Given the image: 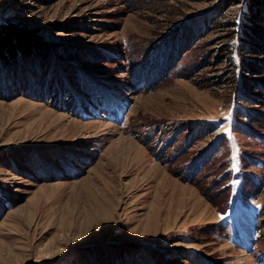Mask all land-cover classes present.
<instances>
[{"label": "rangeland", "instance_id": "1", "mask_svg": "<svg viewBox=\"0 0 264 264\" xmlns=\"http://www.w3.org/2000/svg\"><path fill=\"white\" fill-rule=\"evenodd\" d=\"M254 1L0 0V264H264Z\"/></svg>", "mask_w": 264, "mask_h": 264}, {"label": "trees", "instance_id": "2", "mask_svg": "<svg viewBox=\"0 0 264 264\" xmlns=\"http://www.w3.org/2000/svg\"><path fill=\"white\" fill-rule=\"evenodd\" d=\"M261 10H264V0H257L248 4L246 14L248 20L243 39L253 44L260 43L264 39L263 35L257 32L258 28L264 31L261 27V25L264 26V17L260 14ZM35 47L40 49V44L28 33L22 32L12 24H0V61L10 65L18 53L23 56H31L36 49ZM253 49L251 48L250 51ZM40 53L39 51L36 55L40 56Z\"/></svg>", "mask_w": 264, "mask_h": 264}, {"label": "bare ground", "instance_id": "3", "mask_svg": "<svg viewBox=\"0 0 264 264\" xmlns=\"http://www.w3.org/2000/svg\"><path fill=\"white\" fill-rule=\"evenodd\" d=\"M115 102V101H114ZM115 104H117V102H115Z\"/></svg>", "mask_w": 264, "mask_h": 264}]
</instances>
